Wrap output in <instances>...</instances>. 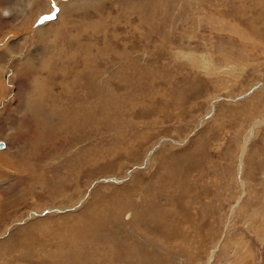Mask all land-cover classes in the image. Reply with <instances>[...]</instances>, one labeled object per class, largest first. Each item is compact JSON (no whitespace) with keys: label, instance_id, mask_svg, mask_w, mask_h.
<instances>
[{"label":"rangeland","instance_id":"1","mask_svg":"<svg viewBox=\"0 0 264 264\" xmlns=\"http://www.w3.org/2000/svg\"><path fill=\"white\" fill-rule=\"evenodd\" d=\"M3 144L0 264H264V0H0Z\"/></svg>","mask_w":264,"mask_h":264},{"label":"bare ground","instance_id":"2","mask_svg":"<svg viewBox=\"0 0 264 264\" xmlns=\"http://www.w3.org/2000/svg\"><path fill=\"white\" fill-rule=\"evenodd\" d=\"M31 3V2H30ZM0 148H4V144L2 145V147L0 146Z\"/></svg>","mask_w":264,"mask_h":264},{"label":"water","instance_id":"3","mask_svg":"<svg viewBox=\"0 0 264 264\" xmlns=\"http://www.w3.org/2000/svg\"><path fill=\"white\" fill-rule=\"evenodd\" d=\"M1 146V145H0ZM2 147V146H1Z\"/></svg>","mask_w":264,"mask_h":264}]
</instances>
